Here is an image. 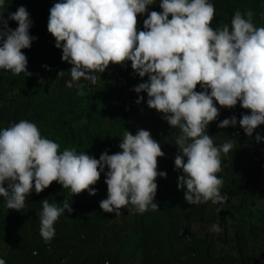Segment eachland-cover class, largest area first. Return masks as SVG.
<instances>
[{"label": "clouds", "instance_id": "1", "mask_svg": "<svg viewBox=\"0 0 264 264\" xmlns=\"http://www.w3.org/2000/svg\"><path fill=\"white\" fill-rule=\"evenodd\" d=\"M5 0H0V8ZM153 0H62L50 8L48 32L55 38V47L62 49V60L72 65L57 77L70 75L66 86L90 81L96 84L110 64L123 65L131 61L132 69L146 82L134 87L136 93L146 92L147 106L162 114L171 128L179 129L174 142L176 170H182L177 188L185 189L184 199L190 205L211 201L223 204L227 194H221V153L227 155L234 144L227 141L214 144L206 129L215 121L221 107H241L250 110L242 114L239 125L249 137L264 124V27L254 26L253 11L237 10L231 25L220 22L211 25L215 7L208 0H162L161 12L151 11L144 20L143 31H137V16L147 11ZM0 12V69L14 75L31 76L22 49L30 48L37 39L29 33L30 14L24 6L10 13ZM171 16V19H169ZM17 22L13 30L8 21ZM200 85L202 91H196ZM210 90V92H209ZM143 97L135 102L140 104ZM236 116L218 124L223 129L235 127ZM238 135V133H237ZM262 137L256 134L255 140ZM120 152H103L96 159L75 149L59 152V144L42 138L35 123L21 120L0 130V196L8 209L20 210L33 186L37 194L58 182L74 195L88 191L96 195L95 185L105 167L107 198L100 201L104 213L134 206L138 213L159 210L154 202L157 177L167 173L157 171L158 157L165 153L151 133L139 129L132 134L127 129L120 139ZM186 158V159H185ZM7 182V187L5 183ZM40 235L45 243L55 236L54 223L73 211L71 204L63 206L41 201ZM212 232H220L212 225ZM0 264H5L0 259ZM105 264H108L106 261Z\"/></svg>", "mask_w": 264, "mask_h": 264}, {"label": "trees", "instance_id": "2", "mask_svg": "<svg viewBox=\"0 0 264 264\" xmlns=\"http://www.w3.org/2000/svg\"><path fill=\"white\" fill-rule=\"evenodd\" d=\"M161 2L153 0L145 13L138 14V32L145 30L144 20L151 11L162 13ZM208 2L215 7L214 30L220 22L230 26L237 10H252L254 26L264 27V0ZM20 6L28 12H43L48 0H5L0 12L7 19ZM48 20L31 25L29 33L37 39L30 48L22 49L32 75L17 76L0 69V130L27 120L37 125L42 138L58 143L59 152L75 149L99 159L105 151L109 155L122 151L119 144L126 129L132 134L145 129L161 144L165 155L158 157L157 171L166 172L167 177L156 180L154 202L159 210L141 214L128 205L119 217L99 207L107 198V167L91 186L96 189L94 196L88 191L74 195L53 182L39 194L33 186L19 211L8 209L0 196V259L5 264H264V124L249 137L239 119L250 110L243 109L239 101L234 108L214 101L221 119L211 122L206 132L216 145L234 144L227 155L221 153V171L217 173L223 180L221 194H227L228 200L190 205L184 199L186 188H177L178 177L183 175L174 164V139L179 129H170L162 114L147 106L146 92L133 90L148 77H139L131 61H126L110 64L96 84L81 79L76 82L81 86L68 88L70 75L57 74L67 73L72 65L62 60V49L55 47V38L47 30ZM8 26L15 30L18 24L9 20ZM195 90L202 91L200 85ZM139 97L143 100L137 104ZM233 115L237 118L235 127H218ZM257 133L262 137L259 142L255 140ZM44 199L58 207L67 201L73 208L54 223L55 236L50 243L40 235L39 213ZM214 224L220 232L210 231Z\"/></svg>", "mask_w": 264, "mask_h": 264}, {"label": "rangeland", "instance_id": "3", "mask_svg": "<svg viewBox=\"0 0 264 264\" xmlns=\"http://www.w3.org/2000/svg\"><path fill=\"white\" fill-rule=\"evenodd\" d=\"M57 1H59V0H50V6L48 7V9H46L43 12L30 11L29 14H30V19L32 21V24L41 25V23L44 19L49 18V16H50L49 10L55 3H57Z\"/></svg>", "mask_w": 264, "mask_h": 264}, {"label": "built area", "instance_id": "4", "mask_svg": "<svg viewBox=\"0 0 264 264\" xmlns=\"http://www.w3.org/2000/svg\"><path fill=\"white\" fill-rule=\"evenodd\" d=\"M5 70V69H4ZM221 119V115H220V113H219V115H218V117L216 118V120L215 121H219ZM186 238H187V240H191V238H190V235L189 234H187L186 235Z\"/></svg>", "mask_w": 264, "mask_h": 264}, {"label": "crops", "instance_id": "5", "mask_svg": "<svg viewBox=\"0 0 264 264\" xmlns=\"http://www.w3.org/2000/svg\"><path fill=\"white\" fill-rule=\"evenodd\" d=\"M57 2H62V0H59V1H57ZM49 6H50V0H48V6H47V9H48Z\"/></svg>", "mask_w": 264, "mask_h": 264}]
</instances>
